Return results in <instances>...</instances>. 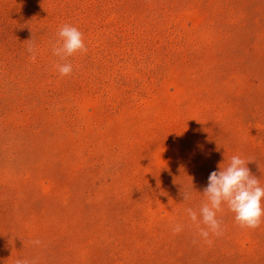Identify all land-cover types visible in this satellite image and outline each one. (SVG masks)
Segmentation results:
<instances>
[{
	"label": "rangeland",
	"instance_id": "obj_1",
	"mask_svg": "<svg viewBox=\"0 0 264 264\" xmlns=\"http://www.w3.org/2000/svg\"><path fill=\"white\" fill-rule=\"evenodd\" d=\"M233 155L264 187V0H0V264H264V218L185 211Z\"/></svg>",
	"mask_w": 264,
	"mask_h": 264
},
{
	"label": "clouds",
	"instance_id": "obj_2",
	"mask_svg": "<svg viewBox=\"0 0 264 264\" xmlns=\"http://www.w3.org/2000/svg\"><path fill=\"white\" fill-rule=\"evenodd\" d=\"M57 36L58 40L52 51L60 60L67 61L77 53H87L83 33L77 27L64 24L59 28ZM27 52L32 61H35L37 55L35 46L29 45ZM56 67L61 76H69L73 72L70 62L58 64ZM252 161L240 155H233L226 167L218 165V170L210 173L207 185L203 189L202 195L206 199L199 208L200 218L198 219L197 212L192 208L185 209L190 220L196 225L199 236L206 243H212L209 239L210 233L216 237L224 233L222 221L217 217L223 210V205H227L228 210L234 214L235 222L241 228L256 229L260 226L264 218V187L247 166ZM179 195L184 201L191 198L187 189L180 191ZM182 227L179 223L175 224L172 227L173 234L180 233ZM31 243L39 246L42 242L37 239ZM15 264H38V261L18 258Z\"/></svg>",
	"mask_w": 264,
	"mask_h": 264
}]
</instances>
